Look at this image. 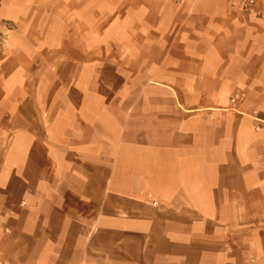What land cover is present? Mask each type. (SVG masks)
I'll return each instance as SVG.
<instances>
[{"label":"crops","instance_id":"crops-1","mask_svg":"<svg viewBox=\"0 0 264 264\" xmlns=\"http://www.w3.org/2000/svg\"><path fill=\"white\" fill-rule=\"evenodd\" d=\"M243 2L0 0V264H264Z\"/></svg>","mask_w":264,"mask_h":264},{"label":"built area","instance_id":"built-area-1","mask_svg":"<svg viewBox=\"0 0 264 264\" xmlns=\"http://www.w3.org/2000/svg\"><path fill=\"white\" fill-rule=\"evenodd\" d=\"M170 1H172L176 5H181L185 0H170ZM256 2H257V0H244L242 8L244 10H250L251 8L255 7ZM0 41H2V42L5 41V37H2ZM240 100H241V98L238 95H236L234 98L231 99V103L236 105ZM258 121H260V120H258ZM261 128H262L261 125H259L258 127H256V130L259 131Z\"/></svg>","mask_w":264,"mask_h":264},{"label":"rangeland","instance_id":"rangeland-1","mask_svg":"<svg viewBox=\"0 0 264 264\" xmlns=\"http://www.w3.org/2000/svg\"><path fill=\"white\" fill-rule=\"evenodd\" d=\"M7 38H8L7 35H5V41H3L4 44L6 43Z\"/></svg>","mask_w":264,"mask_h":264}]
</instances>
